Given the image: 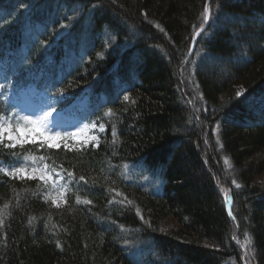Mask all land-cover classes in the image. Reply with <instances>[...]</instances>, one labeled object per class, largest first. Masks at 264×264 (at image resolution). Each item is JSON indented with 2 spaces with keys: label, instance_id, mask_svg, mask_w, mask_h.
Wrapping results in <instances>:
<instances>
[{
  "label": "trees",
  "instance_id": "1",
  "mask_svg": "<svg viewBox=\"0 0 264 264\" xmlns=\"http://www.w3.org/2000/svg\"><path fill=\"white\" fill-rule=\"evenodd\" d=\"M29 2L0 0V108L89 96L104 130L98 147L0 146L72 173L59 206L0 173V264H264V0Z\"/></svg>",
  "mask_w": 264,
  "mask_h": 264
},
{
  "label": "rangeland",
  "instance_id": "2",
  "mask_svg": "<svg viewBox=\"0 0 264 264\" xmlns=\"http://www.w3.org/2000/svg\"><path fill=\"white\" fill-rule=\"evenodd\" d=\"M5 99V98H4ZM89 97H84L80 102L75 104L74 110H69L65 112H54L53 115L56 120V130L61 132L63 135L64 132L77 133V135L71 136L68 139L64 140L60 147H65L66 149H75V148H84L91 145H96L97 140H93V137H98V134L102 132L101 129H97L92 123H89L87 119L81 114L83 109L87 105ZM7 105L11 107L14 111H18L21 115H31L33 119H36L37 114H41L42 109L51 110L48 108L51 103L48 99L43 95L39 94L35 89L28 90L22 94H16L13 92L10 95L6 96L5 99ZM80 113V115H78ZM15 123V122H14ZM21 123H23L21 121ZM41 131L43 129H35V130H26L23 132L16 133V136L21 140H36L35 144H41V141H46L48 139V134L41 136ZM51 143H57V141L53 140ZM26 145H34L33 143H25ZM44 145H47L46 143ZM20 147V146H17ZM59 147V148H60ZM58 149V148H55ZM24 155L16 156L20 158L22 163L17 164V166H23L28 169L29 173H31L32 168L38 169L35 173L36 176H39L41 173L39 170H43V174L47 177L44 182L47 186L50 187L49 198L52 200H56L58 205H61L65 201L66 191L69 186V180L64 177L61 172L56 170L55 168H51L45 164L38 162L36 159H29L27 161H23ZM31 157V156H30ZM13 161V160H12ZM12 161L4 163L3 167L5 171H0L5 176L7 170H10L9 165ZM132 175L136 176L137 179L144 178L145 180H150L147 176L146 172L141 168H135L132 172ZM57 189H60L65 192L63 198H60L57 192Z\"/></svg>",
  "mask_w": 264,
  "mask_h": 264
},
{
  "label": "snow or ice",
  "instance_id": "3",
  "mask_svg": "<svg viewBox=\"0 0 264 264\" xmlns=\"http://www.w3.org/2000/svg\"><path fill=\"white\" fill-rule=\"evenodd\" d=\"M19 6L21 8H31L33 5L29 2L25 4V0H19ZM11 15V14H10ZM202 17V23L200 25V28L196 31V35H201L205 25L209 22V20L212 18L209 12V6L206 3L204 6V11L201 14ZM159 27V25H157ZM47 45V42H42ZM6 90V85L4 83H0V93L4 92ZM243 95L242 92H237L236 96L239 97ZM57 101L60 99L65 98V93L63 89H61L57 94ZM119 99V97H118ZM123 101L128 102L130 100V95L125 92L122 97ZM49 109H42L41 114L36 115V119H33L31 115H21L18 111H14L11 107L5 105V107L0 108V146H3L7 149H15L17 146L23 147L25 143H33L35 144L36 140H21L16 136V133L23 132L26 130H35L37 128L43 129L44 131H41L40 135L44 136L45 134H48V139L46 141H41V147L44 146L46 143L49 148H59L64 140L68 139L71 136L77 135V133H71V132H64L63 135H61L60 131L56 130V120L53 115L54 112L57 111L56 104H51L48 106ZM111 111V109H109ZM21 121L23 123H21ZM15 122V123H14ZM101 130H104V125H99ZM112 135L116 136L117 133L115 129L112 131ZM99 139L98 137H93V140ZM57 141V143H51V141ZM98 147L99 145H95ZM65 147H68L65 145ZM35 159L34 157H30L29 155L23 156V161H27L29 159ZM22 163L20 158L15 157L13 158L12 163L9 165L10 170L6 171V174L10 177H17L19 179H39L42 181H46L47 177L43 174V170L40 171V175L36 176L35 173L38 171L35 167L32 168L31 173H29L28 169L23 166H17V164ZM227 163V160L225 161ZM0 171H5L3 167V161H0ZM69 177V183H71V177L72 173H68ZM81 180H84V177H80ZM233 184H235L236 187H239V184H236L235 181H233ZM58 195L60 198H63L65 195V192L57 189ZM225 199L228 200L229 198L227 195L225 196ZM66 202V201H65ZM54 204H57L56 200H53ZM77 203H81L79 198H77ZM83 203H91V201L85 200ZM131 203V201H129ZM230 203V200H229ZM57 206H59L57 204ZM138 211V210H137ZM139 214V211H138ZM229 216L232 215L231 209H229ZM141 219L143 217L141 216ZM235 219V217H233ZM57 246H59V242H57Z\"/></svg>",
  "mask_w": 264,
  "mask_h": 264
}]
</instances>
